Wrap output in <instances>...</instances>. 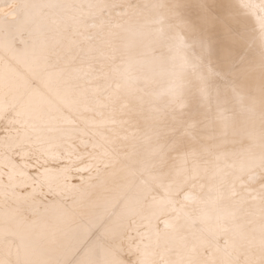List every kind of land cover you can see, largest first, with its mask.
I'll return each instance as SVG.
<instances>
[{"label": "snow or ice", "instance_id": "6c2138e0", "mask_svg": "<svg viewBox=\"0 0 264 264\" xmlns=\"http://www.w3.org/2000/svg\"><path fill=\"white\" fill-rule=\"evenodd\" d=\"M0 34L55 98L0 76V264H264V0H4ZM73 167L110 209L76 261L21 230Z\"/></svg>", "mask_w": 264, "mask_h": 264}, {"label": "bare ground", "instance_id": "6f19581e", "mask_svg": "<svg viewBox=\"0 0 264 264\" xmlns=\"http://www.w3.org/2000/svg\"><path fill=\"white\" fill-rule=\"evenodd\" d=\"M4 0H0L3 3ZM11 3L40 2V0H8ZM34 37L25 30L15 41L18 52L31 49ZM151 59V56H148ZM162 75L169 71L159 66ZM7 75L14 85L25 92L36 105L54 101L47 75L38 71L32 58L20 55L13 57L3 47V35L0 34V76ZM62 166V165H61ZM90 173L78 171L75 167L65 174H57L55 183L59 184L62 194L45 199L37 198V203L26 208L21 219V230L25 233H39L47 226L58 229L62 241L61 253L69 260H79L84 253L96 245L103 237L105 219L108 211L107 194L94 181L90 182ZM78 183L74 184L73 179ZM76 180V181H77Z\"/></svg>", "mask_w": 264, "mask_h": 264}, {"label": "rangeland", "instance_id": "374dc122", "mask_svg": "<svg viewBox=\"0 0 264 264\" xmlns=\"http://www.w3.org/2000/svg\"><path fill=\"white\" fill-rule=\"evenodd\" d=\"M74 181H73V183L74 184H77L78 183V180H77V178H75V179H73ZM77 180V181H76ZM77 182V183H76ZM47 198H50V196H48Z\"/></svg>", "mask_w": 264, "mask_h": 264}]
</instances>
